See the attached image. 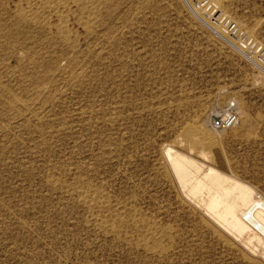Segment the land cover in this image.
I'll return each instance as SVG.
<instances>
[{
  "label": "rangeland",
  "instance_id": "rangeland-1",
  "mask_svg": "<svg viewBox=\"0 0 264 264\" xmlns=\"http://www.w3.org/2000/svg\"><path fill=\"white\" fill-rule=\"evenodd\" d=\"M216 1L264 45V1ZM263 70L186 0H0V264H243L178 201L169 152L264 194ZM231 103L238 124L215 127ZM191 123L208 159L178 143Z\"/></svg>",
  "mask_w": 264,
  "mask_h": 264
},
{
  "label": "bare ground",
  "instance_id": "bare-ground-1",
  "mask_svg": "<svg viewBox=\"0 0 264 264\" xmlns=\"http://www.w3.org/2000/svg\"><path fill=\"white\" fill-rule=\"evenodd\" d=\"M81 1V0H80ZM83 1V0H82ZM216 6L222 11L219 3L216 0H212ZM90 4V3H89ZM101 4V3H100ZM56 5V4H55ZM82 5V4H81ZM95 5V4H94ZM86 6V5H85ZM91 6V5H90ZM223 12V11H222ZM224 13V12H223ZM23 14V13H22ZM225 14V13H224ZM26 15V14H25ZM37 17V16H36ZM23 18V17H22ZM38 18V17H37ZM16 19V18H15ZM36 19V18H35ZM60 19V18H59ZM34 21V20H33ZM27 22V21H26ZM84 22V21H83ZM14 23V22H13ZM63 25V23H62ZM85 25V23H84ZM11 28V27H10ZM88 28V27H87ZM61 29V28H60ZM64 31V30H63ZM10 35V34H9ZM67 36V35H66ZM68 39V38H67ZM222 39V38H221ZM224 40V39H223ZM71 46V45H70ZM258 65L261 63L255 61ZM261 67V66H259ZM262 68V67H261ZM264 71V70H263ZM238 109V108H237ZM239 120H240V109ZM201 114V113H200ZM243 114V113H242ZM197 118V117H196ZM188 122V121H187ZM195 123V122H193ZM199 125V124H198ZM246 125V124H245ZM253 125V124H252ZM205 127V126H204ZM202 125L188 124L185 125L184 137L178 140V143H183L187 141L188 145L191 147L193 144L199 143L202 145L203 149L200 150L201 154L207 159L208 156L207 149L218 148V140L215 136L210 134V132L204 128ZM180 132V131H179ZM238 133V132H237ZM238 135V134H237ZM185 143V142H184ZM183 143V144H184ZM181 145V144H180ZM187 145V143H186ZM188 146V148H190ZM194 146V145H193ZM181 148V147H180ZM167 149V148H166ZM213 149V150H214ZM186 150V149H185ZM189 150V149H188ZM196 150V149H195ZM198 150V148H197ZM212 150V151H213ZM191 151V150H189ZM193 151V150H192ZM191 151V152H192ZM187 152V150H186ZM195 152V151H194ZM197 152V151H196ZM222 152V151H220ZM169 165L170 175L176 180L179 188V198L180 204L187 206L189 209V214L193 216V223L195 226L207 234L210 239L215 241V244H219L221 247L228 251L235 252L237 257L245 264H264V194L258 192L253 186L245 183L244 181L227 175L217 169L219 166L215 167L211 162L208 165H204L202 162L198 161L192 154H186L184 152H169ZM193 153V152H192ZM219 153V152H218ZM200 154V155H201ZM195 155V154H194ZM214 155V154H213ZM198 156V155H197ZM196 157V156H195ZM201 157V156H200ZM222 157V156H221ZM219 158V157H218ZM207 159L205 161H207ZM212 159V158H211ZM214 159V158H213ZM221 160V159H220ZM216 161V159H215ZM164 162V161H163ZM221 162V161H220ZM223 162V161H222ZM212 163H214L212 161ZM168 164V163H167ZM163 165V164H162ZM227 167V165L225 166ZM224 168V167H223ZM167 169V166H166ZM221 169V168H220ZM225 169V168H224ZM168 170V171H169ZM230 169H228L229 171ZM166 171V170H165ZM225 171V170H224ZM227 172V171H226ZM231 172V171H230ZM166 173V172H165ZM168 173V172H167ZM235 175L234 173H230ZM169 175V174H168ZM169 175V176H170ZM167 176V175H166ZM165 178V177H164ZM168 178V177H166ZM83 182V181H82ZM81 182V183H82ZM173 182V181H172ZM83 184V183H82ZM87 184V183H86ZM177 184H173L176 185ZM90 185V184H89ZM173 186V187H176ZM97 187V186H96ZM91 188V187H90ZM172 188V187H171ZM80 189V188H79ZM75 190V189H74ZM83 190V189H81ZM103 190V189H102ZM178 189H176L177 191ZM79 191V190H78ZM96 191V190H95ZM175 192V191H174ZM77 193V192H76ZM99 193V192H98ZM104 193V192H103ZM264 193V192H263ZM85 194V193H84ZM82 195V193H81ZM93 195V194H92ZM100 195V194H99ZM90 196V195H88ZM81 197V196H80ZM104 197V196H103ZM102 197V198H103ZM85 198V197H83ZM97 198V197H95ZM94 198V199H95ZM101 198V199H102ZM99 198V201L101 200ZM98 200V199H97ZM96 200V202H97ZM104 200V199H103ZM174 201V200H173ZM84 202V201H83ZM95 202V201H94ZM101 202V201H100ZM107 203V202H106ZM179 203V202H178ZM102 204V203H101ZM100 204V205H101ZM87 205V204H86ZM113 205V204H112ZM180 206V205H179ZM181 207V206H180ZM94 208V207H93ZM86 209V208H85ZM177 209V208H176ZM91 210V208L89 209ZM184 210V209H183ZM136 211V210H135ZM185 211V210H184ZM184 211L183 214H184ZM111 212V211H110ZM116 212V211H114ZM156 212V211H155ZM181 212V211H180ZM187 212V213H188ZM185 213V214H187ZM179 214V213H178ZM105 215V214H104ZM177 216V215H176ZM180 216V215H179ZM183 216V215H182ZM188 216V215H186ZM93 217V216H92ZM124 217V216H123ZM121 217V218H123ZM105 218V217H104ZM103 218V219H104ZM143 218V217H142ZM154 218V217H151ZM185 218V217H184ZM183 218V220H184ZM187 218V217H186ZM185 218V219H186ZM139 219V218H138ZM144 219V218H143ZM141 219V222L142 220ZM191 219V216L190 218ZM122 221V219H120ZM134 220V219H133ZM192 220V219H191ZM140 221V220H138ZM181 221V220H179ZM108 222V221H107ZM106 222V223H107ZM112 222V221H111ZM149 222V221H148ZM152 222V221H151ZM183 222V221H182ZM181 222V223H182ZM123 224L122 222H120ZM147 223V222H146ZM157 223V222H154ZM171 224V222H169ZM176 223V222H175ZM186 224V221L184 222ZM183 223V224H184ZM188 223V222H187ZM192 223V224H193ZM113 224V222H112ZM145 224V222H144ZM179 222L176 223V229ZM193 224V225H194ZM107 225V224H106ZM134 225V224H133ZM138 225V224H137ZM149 225V224H148ZM156 224L155 226H157ZM112 226V225H111ZM119 226V225H118ZM160 227V224L158 225ZM162 226V225H161ZM167 226V225H165ZM173 226V224H172ZM165 227L159 233L161 234L160 239L155 238L152 244H149L151 250H158L160 252H166V242L161 243V239H167L173 241L175 234L172 233L170 227ZM149 227V226H147ZM153 227V226H152ZM164 227V226H163ZM192 227V226H191ZM113 228V227H112ZM115 228V227H114ZM113 228V229H114ZM118 228V227H116ZM115 228V229H116ZM151 228V227H150ZM102 229V228H101ZM109 229V228H108ZM149 229V228H148ZM147 229V230H148ZM152 229V228H151ZM155 229V228H154ZM154 229L152 231H154ZM197 229V231H198ZM160 230V228H159ZM179 230V229H177ZM195 228L193 229V231ZM113 231V230H112ZM139 231V230H138ZM145 231V229H143ZM174 231V230H173ZM176 231V230H175ZM183 231V230H182ZM189 231V230H188ZM156 232V229L155 231ZM196 232V231H195ZM119 233V232H118ZM147 233V232H146ZM178 233H184L178 232ZM158 236V233H156ZM189 234V233H188ZM194 234V232H193ZM203 234V233H202ZM203 234V235H205ZM113 235V234H112ZM118 235V234H117ZM144 235V234H143ZM147 235V234H145ZM151 235V234H150ZM149 235V236H150ZM155 235V234H153ZM175 235V236H174ZM179 235V234H178ZM192 235V232H191ZM201 235V234H200ZM202 235V236H203ZM206 235V236H207ZM155 236V237H156ZM174 236V237H173ZM181 236V235H180ZM184 236V234H183ZM194 236V235H193ZM192 236V237H193ZM199 236V235H198ZM201 236V238H202ZM144 237V236H143ZM146 237V236H145ZM186 237V236H185ZM196 237V236H195ZM194 237V238H195ZM125 238V237H124ZM181 238V237H180ZM179 238V239H180ZM198 238V237H197ZM147 239V237H146ZM152 239V238H150ZM173 239V240H172ZM182 239V238H181ZM199 239V238H198ZM203 239V238H202ZM208 239V237H207ZM148 240V239H147ZM183 240V239H182ZM192 240V239H191ZM196 240V239H195ZM209 240V239H208ZM205 240L204 242L208 241ZM135 241V240H134ZM177 240H175L176 242ZM187 241V240H186ZM194 242V240H192ZM203 241V240H202ZM138 242V241H137ZM150 242V241H149ZM174 242V243H175ZM192 242V243H193ZM211 242V241H210ZM180 243V242H179ZM189 243V242H188ZM177 244V243H176ZM190 244V243H189ZM196 244V242H195ZM201 244V242L199 243ZM205 244V243H204ZM141 245V244H140ZM173 246V244H171ZM183 245V244H182ZM202 245V244H201ZM179 246V245H178ZM184 246V245H183ZM187 246V245H186ZM185 246V247H186ZM195 246V245H194ZM198 246V245H197ZM148 247V248H149ZM203 248L206 246H202ZM214 247V246H213ZM178 248V247H177ZM187 248V247H186ZM198 248V247H197ZM197 248L195 250H197ZM201 248V247H200ZM199 248V249H200ZM204 248V249H205ZM217 248V247H216ZM219 248V246H218ZM172 249V248H171ZM170 249V250H171ZM176 249V248H175ZM190 249V248H189ZM150 250V251H151ZM169 250V251H170ZM182 250V249H181ZM202 250V249H201ZM200 250V251H201ZM224 250V249H223ZM222 250V251H223ZM160 251V252H159ZM188 251V250H187ZM194 251V250H193ZM199 251V250H198ZM226 251V252H228ZM181 252V251H180ZM186 252V251H185ZM189 252V251H188ZM197 252V251H196ZM205 251L204 253L206 254ZM218 252V251H217ZM154 253V252H153ZM157 253V254H158ZM188 253V254H192ZM202 253V252H201ZM200 253V254H201ZM211 253V252H210ZM151 254V253H150ZM198 254V253H197ZM196 254V255H197ZM204 254V255H205ZM209 254V253H208ZM207 254V255H208ZM230 254V253H229ZM230 254V255H231ZM163 253L161 254V256ZM166 255V254H165ZM184 255V254H183ZM195 255V254H194ZM194 255H191L192 257ZM195 255V256H196ZM223 255V254H222ZM151 256V255H150ZM160 256V257H161ZM164 256V255H163ZM170 256V255H169ZM189 256V255H188ZM199 256V255H198ZM167 257V256H166ZM190 257V258H192ZM222 257V256H221ZM165 258V257H164ZM163 258V259H164ZM194 258V257H193ZM198 258V257H197ZM202 258V257H201ZM207 258V257H206ZM236 258V257H235ZM162 259V260H163ZM175 259V258H174ZM196 259V257H195ZM199 259V258H198ZM208 259V258H207ZM203 260V259H201ZM222 260V259H221ZM237 260V259H236ZM196 261V260H195ZM206 261V260H205ZM225 261V258H224ZM204 262V261H203ZM202 264H205L203 263ZM211 262V261H210ZM213 262V261H212ZM230 262V261H229ZM228 262V263H229ZM189 263V262H188ZM197 263V262H196ZM223 263V262H222ZM243 263V264H244ZM161 264V263H159ZM209 264V263H208ZM212 264V263H211Z\"/></svg>",
  "mask_w": 264,
  "mask_h": 264
},
{
  "label": "built area",
  "instance_id": "built-area-1",
  "mask_svg": "<svg viewBox=\"0 0 264 264\" xmlns=\"http://www.w3.org/2000/svg\"><path fill=\"white\" fill-rule=\"evenodd\" d=\"M186 3L199 20L234 50L264 64V45L247 30L241 28L235 20L224 14L212 0H186ZM238 122V109L234 103H231L226 112L215 119L213 124L219 129L228 130Z\"/></svg>",
  "mask_w": 264,
  "mask_h": 264
}]
</instances>
